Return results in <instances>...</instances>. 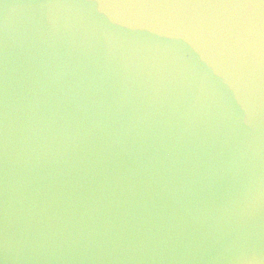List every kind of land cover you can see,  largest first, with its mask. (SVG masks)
<instances>
[{
  "label": "water",
  "instance_id": "water-1",
  "mask_svg": "<svg viewBox=\"0 0 264 264\" xmlns=\"http://www.w3.org/2000/svg\"><path fill=\"white\" fill-rule=\"evenodd\" d=\"M257 35L264 0H0V264H264Z\"/></svg>",
  "mask_w": 264,
  "mask_h": 264
},
{
  "label": "clouds",
  "instance_id": "clouds-1",
  "mask_svg": "<svg viewBox=\"0 0 264 264\" xmlns=\"http://www.w3.org/2000/svg\"><path fill=\"white\" fill-rule=\"evenodd\" d=\"M49 15H50V17H52L53 19L57 16V12L55 11L54 8L50 10ZM261 41H264V37L257 35V36L255 37L254 42L257 43V46H258V55L260 54L259 49H260V47H261V45H260V42H261Z\"/></svg>",
  "mask_w": 264,
  "mask_h": 264
}]
</instances>
